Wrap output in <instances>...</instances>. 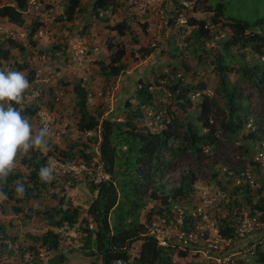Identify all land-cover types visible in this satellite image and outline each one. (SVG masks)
Returning <instances> with one entry per match:
<instances>
[{
  "label": "rangeland",
  "instance_id": "374dc122",
  "mask_svg": "<svg viewBox=\"0 0 264 264\" xmlns=\"http://www.w3.org/2000/svg\"><path fill=\"white\" fill-rule=\"evenodd\" d=\"M94 1L80 0L72 22L60 20L67 6V0H28V9L23 14L22 25H14L0 18V24L7 29V32L0 34V51H8V59H0V71L18 70L25 73L28 80L30 72L34 74L33 81H29L30 88L26 90L22 103L17 107L21 115L26 109L29 110L23 117L28 119L33 135L45 126L49 129V134L45 137L46 143L39 150L43 155L50 154L49 167L52 169L54 179L57 180L56 187H50L47 195L23 204V213H15L13 207L17 205L0 196V227H5L10 239L13 237L16 239L14 242L10 240L9 243V240L0 238V244L7 243L13 249H18L11 255L0 253V264H32L30 261L33 256L37 264H48L55 252L46 251L39 243L33 244L27 236H41L51 230L41 217V212L56 205V201L49 195L63 188L66 206L80 209L82 218L86 216L85 212L94 197L88 190L89 182L94 178H107L102 175L100 166L94 167V163L99 161V132L80 133L77 130L79 115L73 93L76 84L82 85L88 93L90 113L99 114L102 118H109L111 121L125 119L127 101L132 106L136 105L135 92L139 81L150 84L155 95V108L148 110L145 117L140 120L139 126L154 125L152 116L155 114L159 117L155 118L156 121L160 119L157 123L158 130L165 128L161 119L169 121L175 118L183 124L190 123L199 135H203L207 130L202 129L201 124L196 120L202 97H208L207 95L210 94L218 107L225 112L226 106L225 99L217 92L219 82L211 64L210 57L215 51L212 54L213 51L210 49L213 47L206 46L204 39L193 44L194 37L191 31L194 28L189 26L188 21L205 20L211 25L212 14L205 8L214 7L218 3L224 6L223 17L226 21H239L253 26L257 20L264 18V0H200L195 16L187 12L182 18L176 17L181 0H166L162 13L158 16L134 12L130 0H115L114 4L117 7L114 10L103 11L96 16L92 10ZM6 5L14 6L15 2L0 0V7ZM122 20L127 21L130 28L125 36L120 37L116 32L106 28ZM35 21H39L41 26L30 37L31 25ZM143 24L147 25L145 29L142 28ZM213 28L211 32L221 34L222 38H219L218 42L222 44L232 36L228 27L219 25ZM253 31L264 35V24L256 26ZM10 32L12 35L8 34ZM133 37L137 38V43L132 40ZM9 41L23 51L14 47ZM107 43L114 46L122 45L126 49L123 62L127 65V70L116 78L105 79L100 74V63H109V56L112 54L107 50ZM142 47H154L155 50L151 56L141 59L138 50ZM214 47H218L216 51L219 55L226 56L229 67L239 69L246 64L264 67V55L255 53L249 46L245 49L236 46L228 53L220 45L214 44ZM20 66L25 68L20 69ZM227 74L231 83L229 88L232 89V84L238 82L237 86L247 97L249 123L237 134L229 136L218 128L219 146L201 145L202 152L193 154L184 152L183 148H180L185 141L182 135L183 129H178L177 142H170L176 149V160L161 177L155 179L154 184L163 187L162 194L169 195L179 187L183 175L195 172L198 181L193 185L192 193L201 187L208 188L220 205L222 215L226 217L224 221L231 224L237 223L241 213L249 211L246 203L240 199V195H231L235 187V173L239 168L248 169L255 181L253 189H257L260 185L259 181L264 180V161L258 160V154L264 152L261 146L264 140L252 142L246 138L252 131L260 137L263 136L264 94L242 81L236 72ZM178 75L182 78V87H193L190 92L192 105L185 110L176 103L172 93L168 95L171 91L166 87L176 83L179 79ZM196 93H199V96L195 95ZM258 127L262 131H259ZM82 145L88 147L85 153L92 159L90 166L84 164L80 157ZM62 151L69 153L67 160L59 154ZM25 156L23 151L18 152L12 173L24 176L28 174L29 169L21 163ZM64 161L69 163L64 164ZM121 181L122 174L116 179L118 186H121ZM189 195L172 200L186 201L190 198ZM146 198L147 204L138 216V223L141 224L145 223L146 214L150 210H158L161 204L150 199L149 191L146 193ZM198 200L194 192L190 200L183 205L190 210ZM233 201L241 204V207L235 206ZM27 208H31L34 212L31 219H26L24 216ZM218 219L223 218L218 217ZM224 221L223 224L220 222L219 227L224 226ZM54 231L62 237L60 250L66 255L64 264H101L96 258H88L81 252L84 234L79 230L78 224L73 228L64 227ZM253 245H258L264 253V228L262 231L248 234L243 240L233 239L232 244L227 246L223 253L230 254L237 264H260L256 261L255 255L249 252V248ZM29 246L35 248L37 257L28 250ZM138 247L139 244L134 245L133 257L137 255ZM203 247L204 244L201 243L199 248L203 249ZM184 253L185 256L175 250L169 253L171 264L214 263L200 254H194L195 251Z\"/></svg>",
  "mask_w": 264,
  "mask_h": 264
},
{
  "label": "trees",
  "instance_id": "16d2710c",
  "mask_svg": "<svg viewBox=\"0 0 264 264\" xmlns=\"http://www.w3.org/2000/svg\"><path fill=\"white\" fill-rule=\"evenodd\" d=\"M115 0H95L92 10L96 16L103 11L115 9L117 5ZM207 1V0H205ZM15 5H6L0 7V18L7 19L14 25H22L24 22L23 14L28 9V0H14ZM200 0L198 1V6ZM80 5V0H67V6L60 20L72 22ZM198 6L196 11H198ZM200 8V7H199ZM206 11L212 14V24L215 26L228 27L232 32L231 38L223 44L218 42L217 46H222L226 53L231 48L240 46L243 49L248 46L252 51L259 55H264V35L255 33L253 28L264 24V18L257 20L253 26L239 21H226L223 17L224 6L218 3L214 7L208 6ZM178 17V14L176 15ZM224 20L226 22H224ZM189 26H193L191 31L194 40L193 44L198 43L201 39H208L209 30L204 29L206 21L191 19L188 21ZM41 23L35 21L31 25L30 37L34 35ZM147 27L143 24V29ZM109 31L116 32L122 37L130 30L127 21L122 20L113 26L106 27ZM196 28V29H195ZM145 33V30H143ZM132 40L137 43V38ZM10 42V41H9ZM14 47H18L14 45ZM19 48V47H18ZM217 48L210 49L212 54L210 57L211 64L218 78L217 92L225 99L226 112L220 109L215 100L211 97L203 96L200 102V111L196 120L201 124V128L207 130V133L199 135L196 129L190 123L183 124L175 118L165 121L161 119L164 129H157L158 121L153 115L155 124L151 127L139 126L148 110L155 108V95L150 84H143L139 81L138 88L135 92L137 103L132 106L128 101L125 103L126 115L123 121H111L109 118H102L101 115H92L88 110V93L80 84L73 87L75 95V107L79 115L77 130L80 133L99 132V161L94 163V167L100 166V171L107 178H94L88 184V190L94 195L90 202L86 216L82 217V212L77 207L66 206L65 191L60 188L57 193L49 195L56 201V205L52 208L41 212V217L45 221L47 227L51 228L41 236L28 235L27 238L33 243H39L42 248L48 252H55L54 257L49 259L48 264H64L66 255L62 253L61 242L62 237L54 230H61L64 227L73 228L77 224L79 230L84 234L81 252L88 258H96L101 264H112L114 261L120 260L123 264H171L169 253L173 252L171 248H159L153 239L146 235L145 225L138 223L140 211L146 206V193L149 191L150 199L159 201L161 205L168 206V200L188 196L193 191V185L198 181L195 172H189L183 175L180 185L172 193L162 194L163 187H157L155 179L161 177L164 171L172 167L175 159L176 149L172 145V141L179 138L178 129H183V138L185 143L180 146L184 152L201 153V145L219 146L220 141L217 135V129H221L223 134L234 135L243 129L249 123L250 111L246 103L247 97L241 92L237 83L232 84V89L228 72H236L240 79L249 86L256 88L259 93L264 94V67L259 65L248 66L247 64L239 69L228 66L226 56L219 55ZM20 51L23 49L19 48ZM107 50L112 52L109 56V63L99 65L100 74L105 79L116 78L124 74L127 65L123 62L126 49L122 45H112L107 43ZM154 47L140 48L138 50L141 59L151 56ZM196 50V49H195ZM217 53V54H216ZM216 55V56H215ZM202 58V57H201ZM0 59H8V51H0ZM24 69L25 66H20ZM168 77V76H167ZM166 78V77H164ZM34 74L30 72L29 81H33ZM181 76L176 83L166 85L176 98V103L185 110L190 107L191 95L193 87H182ZM154 86H161L154 84ZM171 95V94H170ZM145 110V112H144ZM29 110L22 112V116H26ZM255 124L257 121L252 120ZM155 128L156 130H154ZM259 131H262L258 127ZM256 132L247 135V139L252 142L259 139L264 140ZM88 147L82 145L79 152L84 164L90 166L92 162L89 154L85 153ZM66 160L69 156L68 152H60ZM49 156L47 153L43 155L39 148H33L22 159L21 163L25 165L29 172L27 175L10 173L6 182H0V192L4 193V197L8 201L13 202L17 206L13 207L15 213H23V204H27L30 200L41 199L47 195L50 187H56V179L44 182L39 178V170L41 167H49ZM168 157V159H167ZM69 162L64 161V164ZM93 170V169H91ZM244 169L239 168L235 174H239ZM122 174L121 186H118L116 179ZM17 181L24 184L25 193L19 196L16 193ZM260 185L257 189H252L248 184L235 186L231 191V195L238 196L242 202L246 203L251 212H264V180L259 181ZM122 197V199H121ZM21 204V205H20ZM237 207L241 204L233 201ZM20 205V206H18ZM161 214L160 209L150 210L146 214V221L154 213ZM26 219H31L34 212L31 208H27L25 214ZM92 226V228L90 227ZM235 223H227L219 227L220 234L223 237L234 238ZM0 238L14 242L16 239H10L6 234L5 227H0ZM139 244L137 255L132 256L134 245ZM18 249H13L7 243L0 244L1 254H15ZM28 250L32 251L35 257L38 256L35 248L29 246ZM182 256L186 253L178 252ZM256 261L264 264V253L260 247L256 248ZM32 264H37V260L31 257Z\"/></svg>",
  "mask_w": 264,
  "mask_h": 264
},
{
  "label": "built area",
  "instance_id": "2783aa9c",
  "mask_svg": "<svg viewBox=\"0 0 264 264\" xmlns=\"http://www.w3.org/2000/svg\"><path fill=\"white\" fill-rule=\"evenodd\" d=\"M199 0H181L180 10L176 11L179 18L184 17V14L190 12L195 16ZM166 0H130V4L134 12L149 16H158L162 13V7ZM182 12V13H181ZM6 20V19H5ZM7 22V20H6ZM212 24L207 21L204 29L210 30V41H206V46L214 48V44L221 34H214L211 29H214ZM7 32V29L0 24V34ZM12 35V32L8 33ZM211 43V44H210ZM82 53V51H80ZM180 76V75H178ZM170 96V93H168ZM195 95L199 96V93ZM210 97L211 95H207ZM193 97V96H192ZM192 99V98H191ZM264 148V143L261 144ZM258 160L264 161V152L258 154ZM231 174V172H228ZM248 184L250 188H254V179L248 169L243 170L234 177V185L239 186ZM199 200L191 206L190 210L183 205L189 201L193 193ZM189 195L186 201L184 199L168 200V206L159 205L161 214H153L149 221L146 222V235L155 242L159 248H171L173 251L190 250L195 251L194 254H200L207 260L220 264H237V261L232 259L230 254L225 255L223 251L232 244L233 239H244L247 235L254 232L262 231L264 228V212L253 213L251 210L241 213L237 223H235L234 238L223 237L220 234L219 224H223L226 219L222 215L220 205L217 203L215 196L206 187H201L194 190ZM222 216V217H221ZM218 217L223 219H218ZM223 220V221H222ZM203 243V249H200V244ZM224 244V245H223ZM247 247V246H245ZM258 245H253L249 248L251 255H255ZM177 249V250H176ZM213 255V256H212ZM112 264H123L120 260L114 261Z\"/></svg>",
  "mask_w": 264,
  "mask_h": 264
},
{
  "label": "clouds",
  "instance_id": "9594fccd",
  "mask_svg": "<svg viewBox=\"0 0 264 264\" xmlns=\"http://www.w3.org/2000/svg\"><path fill=\"white\" fill-rule=\"evenodd\" d=\"M211 39L209 36L206 40ZM29 88L30 83L25 73L11 69L0 71V182H6L13 171L18 152L23 151L27 154L33 148H43L46 143L45 137L49 134V129L45 126L33 135L28 119L21 115L17 107L22 103ZM39 178L44 182L54 179L52 169L47 166L41 167ZM15 190L17 195L23 196L24 184L17 181ZM0 196H4V193L0 192ZM146 222L145 220L143 224L146 225Z\"/></svg>",
  "mask_w": 264,
  "mask_h": 264
},
{
  "label": "crops",
  "instance_id": "0c3cea01",
  "mask_svg": "<svg viewBox=\"0 0 264 264\" xmlns=\"http://www.w3.org/2000/svg\"><path fill=\"white\" fill-rule=\"evenodd\" d=\"M244 248V247H243Z\"/></svg>",
  "mask_w": 264,
  "mask_h": 264
}]
</instances>
